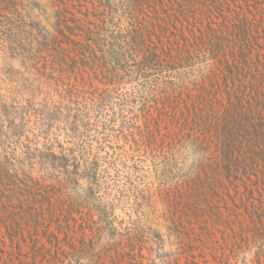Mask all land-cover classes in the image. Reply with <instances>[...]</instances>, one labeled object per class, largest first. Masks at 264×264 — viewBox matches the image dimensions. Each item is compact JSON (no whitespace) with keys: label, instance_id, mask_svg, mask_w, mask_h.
I'll list each match as a JSON object with an SVG mask.
<instances>
[{"label":"rangeland","instance_id":"1","mask_svg":"<svg viewBox=\"0 0 264 264\" xmlns=\"http://www.w3.org/2000/svg\"><path fill=\"white\" fill-rule=\"evenodd\" d=\"M2 6L0 264H264V0Z\"/></svg>","mask_w":264,"mask_h":264},{"label":"trees","instance_id":"2","mask_svg":"<svg viewBox=\"0 0 264 264\" xmlns=\"http://www.w3.org/2000/svg\"><path fill=\"white\" fill-rule=\"evenodd\" d=\"M11 1L14 2V6L17 5V0H11ZM0 10H1L0 14L3 13V11H6V8L4 9V6H2V0L0 3ZM14 11L15 9L11 11L13 15H14ZM142 31H143V37L140 36L139 38H140V45L142 46L144 44V47H142L144 52H143V57H142L143 60L139 61V65L141 66L142 70H145L144 72L150 70L149 74L150 72H152L153 75L161 74L163 70H160V69L164 66L163 62L166 61V59L163 57V53L165 54V57H169V59H174L175 55H173L172 52L169 51L170 47H165L162 36L157 34V39L159 41L158 43L152 37V33L144 25L142 27ZM146 32L149 35H147ZM135 37L137 39V36ZM182 50L186 51L187 49H182ZM187 53L189 54L190 51H187ZM124 54L125 53H123L122 56ZM125 57H127V55H125ZM173 62L175 63V61ZM149 74L147 76H149ZM147 76H145V78ZM212 83L214 84L213 81L211 82V85ZM169 94L171 93L169 92ZM178 95L179 97H182L183 92H180ZM173 96H177V95L174 94ZM210 96H211V99L220 100L219 97H217L218 94L215 97H213L212 94H210ZM168 99L172 100V98H170V95ZM185 101L187 100L185 99ZM230 101H231V105H233L232 103L233 100L231 98H229V102ZM241 102H243V100H241ZM241 108H244V104L243 105L241 104ZM82 166L85 171L89 172L87 174H89L88 175L89 180H90L89 182H90L92 191L96 192V188L99 183V180L97 178V175H98L97 168H93L94 166L92 163L90 164V162L88 165V161H84ZM14 178L17 179V181L13 180ZM0 188L7 192L6 197L8 200L12 199V197L16 196L17 194L18 197L16 198L21 202L24 199H28V200L40 201L42 204L44 202H48L50 205L53 206V196L51 195L50 188L47 185H42V183L38 181L37 179L31 176H27V174H25L22 178L21 177L18 178L15 175H9V173L7 172L4 173V171H0Z\"/></svg>","mask_w":264,"mask_h":264}]
</instances>
